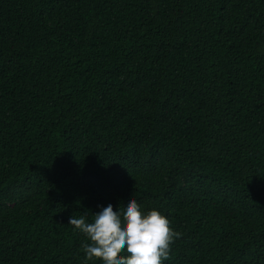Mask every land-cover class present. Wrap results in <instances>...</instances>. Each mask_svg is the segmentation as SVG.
<instances>
[{"label":"trees","instance_id":"1","mask_svg":"<svg viewBox=\"0 0 264 264\" xmlns=\"http://www.w3.org/2000/svg\"><path fill=\"white\" fill-rule=\"evenodd\" d=\"M130 197L264 264V0H0V264H102L69 217Z\"/></svg>","mask_w":264,"mask_h":264},{"label":"clouds","instance_id":"2","mask_svg":"<svg viewBox=\"0 0 264 264\" xmlns=\"http://www.w3.org/2000/svg\"><path fill=\"white\" fill-rule=\"evenodd\" d=\"M68 224L89 241L81 245L86 260L102 264H164L172 244L182 235L173 230L164 214L155 208L142 210L132 197L118 210L111 204L103 207L93 214L91 222L83 215H72Z\"/></svg>","mask_w":264,"mask_h":264}]
</instances>
